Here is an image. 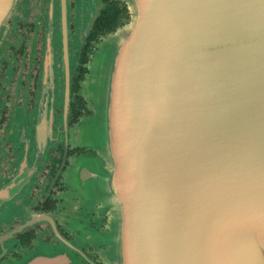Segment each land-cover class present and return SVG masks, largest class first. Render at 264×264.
I'll list each match as a JSON object with an SVG mask.
<instances>
[{
	"label": "water",
	"instance_id": "1",
	"mask_svg": "<svg viewBox=\"0 0 264 264\" xmlns=\"http://www.w3.org/2000/svg\"><path fill=\"white\" fill-rule=\"evenodd\" d=\"M125 1L93 63L103 162L81 175L110 208L106 264H264V0ZM99 2L81 0L85 32Z\"/></svg>",
	"mask_w": 264,
	"mask_h": 264
},
{
	"label": "flooded vegetation",
	"instance_id": "2",
	"mask_svg": "<svg viewBox=\"0 0 264 264\" xmlns=\"http://www.w3.org/2000/svg\"><path fill=\"white\" fill-rule=\"evenodd\" d=\"M67 52L59 0H18L0 43V264H106L110 208L81 175L99 154L84 141L96 116L93 63L125 25V0H100L88 29L68 0ZM84 180V181H83Z\"/></svg>",
	"mask_w": 264,
	"mask_h": 264
},
{
	"label": "rangeland",
	"instance_id": "3",
	"mask_svg": "<svg viewBox=\"0 0 264 264\" xmlns=\"http://www.w3.org/2000/svg\"><path fill=\"white\" fill-rule=\"evenodd\" d=\"M8 29V28H7ZM7 32V31H6ZM6 35V34H5ZM5 38V37H4ZM96 79H99V76L95 75ZM95 77H93L90 80V91L93 92L94 94H90V96H94L95 93H97V89L99 86H97V80H95ZM88 131V129H84V134H86ZM90 142H93L91 145L93 149H98V146L96 144H98V137H97V129H96V124L93 125L91 127V135L89 138ZM100 162H103V158L101 156V154L99 153L97 156L95 157H90L89 160L84 164L86 167H88L89 169H97L100 166ZM90 187L93 188L94 184L93 182H91Z\"/></svg>",
	"mask_w": 264,
	"mask_h": 264
}]
</instances>
